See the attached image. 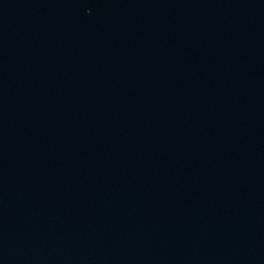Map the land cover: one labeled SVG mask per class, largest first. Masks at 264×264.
<instances>
[{"label": "water", "instance_id": "1", "mask_svg": "<svg viewBox=\"0 0 264 264\" xmlns=\"http://www.w3.org/2000/svg\"><path fill=\"white\" fill-rule=\"evenodd\" d=\"M0 264H264V0H0Z\"/></svg>", "mask_w": 264, "mask_h": 264}]
</instances>
